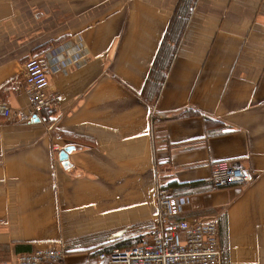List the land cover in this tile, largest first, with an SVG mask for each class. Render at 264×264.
<instances>
[{"label": "crops", "instance_id": "crops-1", "mask_svg": "<svg viewBox=\"0 0 264 264\" xmlns=\"http://www.w3.org/2000/svg\"><path fill=\"white\" fill-rule=\"evenodd\" d=\"M179 1L0 0V99L30 115L24 64L37 56L62 96L41 122L0 115V264L51 244L65 264H101L89 250L154 228L157 187L184 199L172 221L216 223L221 264H264V0H195L147 102ZM220 161L252 181L212 190Z\"/></svg>", "mask_w": 264, "mask_h": 264}, {"label": "built area", "instance_id": "built-area-1", "mask_svg": "<svg viewBox=\"0 0 264 264\" xmlns=\"http://www.w3.org/2000/svg\"><path fill=\"white\" fill-rule=\"evenodd\" d=\"M49 69L43 56L29 58L24 64V92L30 115L13 112L8 103L0 99V115L5 120L21 122L44 120L45 112L55 111L62 96L49 92ZM210 188L224 189L244 186L252 181L249 170L231 165L227 161L212 165ZM157 213L154 228L143 235L139 243L130 248H112L98 253L104 264H221L218 228L214 221L188 223L172 221L179 213L183 198L171 196L168 189L157 187L154 193ZM13 264H65L61 245H47L25 253Z\"/></svg>", "mask_w": 264, "mask_h": 264}, {"label": "trees", "instance_id": "trees-1", "mask_svg": "<svg viewBox=\"0 0 264 264\" xmlns=\"http://www.w3.org/2000/svg\"><path fill=\"white\" fill-rule=\"evenodd\" d=\"M195 0H180L176 10L171 17L168 27L162 37V40L158 46L157 52L152 61L150 70L148 72V76L145 80V84L141 93V97L143 100L147 102L156 101L159 93L165 83L167 74L169 73L174 56L176 54L179 42L184 33L185 27L187 25L190 12L194 5ZM197 112L196 111H186L183 116H193ZM199 186L197 184H192L187 186L185 195L193 193L197 191ZM204 190H208L207 188H203ZM134 229V228H133ZM149 232L152 228H148ZM142 235H131L124 237L123 239L117 238L110 245L101 246V248L97 249L93 248V250H89V257L93 259L95 263L97 259L98 253L105 251L109 252L112 248H130L139 243ZM117 242V243H116ZM101 264H104L101 262Z\"/></svg>", "mask_w": 264, "mask_h": 264}, {"label": "water", "instance_id": "water-1", "mask_svg": "<svg viewBox=\"0 0 264 264\" xmlns=\"http://www.w3.org/2000/svg\"><path fill=\"white\" fill-rule=\"evenodd\" d=\"M34 122H39V119L38 118H35V121ZM72 147H67L63 150L62 154L60 155V160H65L66 159V155H68L71 151H72Z\"/></svg>", "mask_w": 264, "mask_h": 264}, {"label": "rangeland", "instance_id": "rangeland-1", "mask_svg": "<svg viewBox=\"0 0 264 264\" xmlns=\"http://www.w3.org/2000/svg\"><path fill=\"white\" fill-rule=\"evenodd\" d=\"M117 243V242H116Z\"/></svg>", "mask_w": 264, "mask_h": 264}]
</instances>
